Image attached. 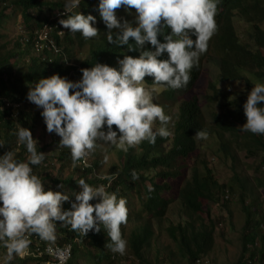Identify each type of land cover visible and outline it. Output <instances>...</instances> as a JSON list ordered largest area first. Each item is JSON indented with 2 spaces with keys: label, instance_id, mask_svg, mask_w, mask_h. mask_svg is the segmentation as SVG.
<instances>
[{
  "label": "trees",
  "instance_id": "trees-1",
  "mask_svg": "<svg viewBox=\"0 0 264 264\" xmlns=\"http://www.w3.org/2000/svg\"><path fill=\"white\" fill-rule=\"evenodd\" d=\"M98 3L99 0H81L79 7L73 10V14L79 12L96 18L93 26L98 28L100 34L85 40L81 34H72L68 30L64 35L56 34L63 27L59 21L52 19V15L56 9L64 8L62 1L0 0V28L3 29H0V156L12 151L15 159L27 161L29 154L26 146L18 144L14 135L17 125H21L29 129L37 141V151L46 154L40 165H30L33 174L41 179L45 191L57 189L69 196V200L62 204L63 210H71V204L75 202L73 194L81 190L77 184L80 179L92 187L108 186L109 182L101 177L112 174L116 178L107 190L127 201L128 219L121 226V231L129 244V255L121 256L105 247L108 237L103 228L98 233L90 230L82 237L70 226L59 223L56 225L55 242L43 240L42 246L52 244L62 247L70 244L72 260L69 264H73V259L82 257L88 264H165L167 261L170 264H194L213 251L219 221L209 218L205 221L204 206L221 202L228 213L226 225L233 229V214L228 209V203H234L231 199L234 196L241 204L244 219L240 230L241 249L234 264H264V208L257 193L258 189L264 192V135L240 130V126L246 122L243 104L248 92L257 81H264V0H219L215 16L218 30L210 39L206 51V58L209 60L214 54L219 59L220 67L218 84L208 85L211 94L205 95L211 109L212 126L207 128L204 118L200 116L197 88L195 82L191 84V80L187 89H180L189 94L186 104L181 107L188 126H177L176 129L192 132L193 138L180 142L182 136L175 137L174 142L177 143L173 144L166 156L160 151L158 153L157 146L154 149L143 146L130 148L125 153L110 145L117 157L116 164L110 165L104 175L99 173L104 162H101L102 157L97 150L87 158V166L77 162V166L73 167L70 150L59 148L60 137L46 130L40 114L42 109L27 103L29 89L41 78L56 74L75 82L82 77L81 69L103 63L119 70L118 60L125 55L136 58L141 51L155 50L146 42L142 49L130 51L129 48L135 43L131 39L125 46H119L118 42L109 43ZM131 12L132 8H129L120 16L117 10L115 14L118 19L130 22L132 19L127 14ZM236 18L248 26L246 42L241 40L234 27ZM10 19L15 22L21 20L20 25L24 27V34L17 32L13 40H8L6 33ZM44 24L57 26V30L49 34L52 43L42 41L37 45L34 33ZM112 35L116 40L115 30ZM158 40L165 42L161 37ZM167 58V53L158 57ZM198 65L197 71L201 74V62ZM190 75L195 80L198 73L191 71ZM102 130L106 132L107 126ZM197 130L208 133V139L215 142L217 148L212 154L220 161L222 153L233 169L241 168L233 146L245 150L249 157L259 156L253 168L255 176H248L245 168L244 173L233 174L228 183L218 182L217 168L211 166L212 163H208L203 156L206 150L212 148L210 145L203 146V140L194 138ZM113 131L118 133L115 126ZM176 151H179L178 154ZM178 156L188 159L181 165L189 166L190 171L181 185L177 183L174 162ZM222 162L226 165L225 161ZM133 170L139 175L135 181L131 177ZM149 186L154 191L149 192ZM226 193L228 198L225 197ZM98 202L90 201L92 204ZM172 214H177L179 220L174 221ZM159 235H164L169 244H160ZM30 236L32 240L38 237L36 234ZM225 237L226 233H221V238ZM34 262L37 260L22 259L19 255L9 259L7 249L0 242V264Z\"/></svg>",
  "mask_w": 264,
  "mask_h": 264
},
{
  "label": "clouds",
  "instance_id": "clouds-1",
  "mask_svg": "<svg viewBox=\"0 0 264 264\" xmlns=\"http://www.w3.org/2000/svg\"><path fill=\"white\" fill-rule=\"evenodd\" d=\"M59 1L64 2V8L56 9L52 15V19L63 27L57 35H64L68 30L72 34H81L87 40L100 34L93 26L96 22L94 16L79 12L73 14L81 0ZM218 4L219 0H99L98 10L107 28L109 43L118 42L119 46H125L131 39L135 43L130 51L142 49L146 42L155 50L141 51L136 58L125 55L118 60L119 70L96 63L90 69H81L82 77L78 81L53 74L39 79L29 89L27 103L42 109L40 114L46 130L60 137L59 148L70 150L73 167L77 162L87 166V158L98 143L113 145L125 153L130 148L143 146L154 149L157 146L158 153L160 151L166 156L177 143L174 142L175 137L182 136L180 142L193 138L192 132L176 129L177 126H188L181 107L186 104L189 94L180 89H187L191 80V84L195 82L196 86L201 75L197 71L198 64L201 62L203 69L204 62L208 60V43L218 30L215 20ZM129 8L132 12L125 14L132 19L130 22L117 18L116 10L120 16ZM54 30L57 26L44 24L34 33L36 44L42 41L52 43L49 34ZM114 30L116 40L112 35ZM17 32L24 34V27L20 25ZM160 37L165 42L161 43ZM164 53L168 58L158 59ZM191 71L198 73L195 80L190 75ZM262 105L264 83H257L243 104L246 122L240 126L241 131L264 135ZM200 116L203 117L201 110ZM105 125L106 132L102 130ZM113 126L119 135L113 131ZM14 135L18 144L26 146L29 155L26 162L15 159L12 151L0 156V242L7 249L8 258L19 255L22 259L37 260L34 264L57 263L43 253L40 257L34 256L37 255V247L43 252L46 246H51L69 248V256L63 263L69 264L72 260L70 244L42 246L43 240L55 242L57 223L70 226L82 237L90 230L98 233L103 228L108 237L105 247L124 255L127 240L122 236L121 226L128 219L127 201L107 190L116 178L115 174L101 177L109 182L108 186L92 187L80 179L77 184L81 190L73 194L75 202L71 204V210H63L62 204L69 200V196L58 191H45L41 179L33 174L30 167L40 165L46 154L37 151V141L29 129L17 125ZM194 138L205 140L208 133L197 130ZM184 160L188 159L178 156L174 161L180 185L190 173L189 166L181 165ZM131 177L133 181L139 179L135 170ZM151 191L154 189L149 186ZM225 197L228 198L227 193ZM93 200L99 202L90 203ZM31 234L38 237L32 240ZM194 264H210V261L204 257Z\"/></svg>",
  "mask_w": 264,
  "mask_h": 264
},
{
  "label": "rangeland",
  "instance_id": "rangeland-1",
  "mask_svg": "<svg viewBox=\"0 0 264 264\" xmlns=\"http://www.w3.org/2000/svg\"><path fill=\"white\" fill-rule=\"evenodd\" d=\"M21 23H22L21 20H18L15 22L13 19H10L9 27L6 30L8 40H13L14 38H16L17 31H19V26ZM234 26L239 36L241 37V40L243 42H246L247 39H245V35L249 32L247 24H245L243 21L236 19ZM0 29L3 30L2 28ZM1 32L4 33V31H1ZM219 78H220L219 59L215 57L214 54H211L209 60L204 62L202 73L199 77V80L196 82V87H197L196 94L198 97V104L200 106V110L203 114V118L205 120L207 128H210L213 123L211 120V113H210L211 109L205 100V95L207 96L211 94L210 90L208 89V85H217ZM251 80L254 81V79H251ZM256 83H264V81H257ZM222 88H224L223 85H222ZM214 109L217 110V108H214ZM218 113H219V110H218ZM47 137L48 135L45 136V138ZM202 145L203 146L210 145L212 148L211 150H206L205 153H203V156L208 163L209 162L212 163L211 166L217 168L218 182L228 183V180H230L233 174L236 173L240 175L245 172V168L247 170L248 176L249 175H251L252 177L255 176V172L253 171V168L256 166L258 162L259 156L254 157V158L249 157L245 150L240 149V148L237 149L236 146H233V150L237 152L238 165L239 164L241 165L240 169H233L231 167V162L229 160H225L222 153L220 155L222 157V160L225 161L226 165H223L222 160L219 161L218 157H215L212 154L213 151L217 150L215 142L207 138L203 140ZM95 150H97L100 156L102 157L101 162H104L103 168H99V173L104 175L108 172V168L110 165L116 164L117 157L111 151L112 149L110 148V145L108 144L98 143ZM262 190L263 189H258L257 193L259 197V202L262 208H264V192ZM57 191H58L57 189H54V192H57ZM246 196H247V193H246ZM231 199L234 200V203L232 204L231 202H229L228 209L233 214V223H234L233 229L232 227L230 228L229 226L226 225V221L229 219L228 213H227V210L223 207V204H221V202L219 204L207 203L204 206L203 214H204L205 221H207L208 218L212 221L219 220L216 226V229H215V234H214L215 240H214L213 251L207 255L210 261V264H234L240 253V249H241L240 230H241V227L244 221L243 213L242 211H240L242 207L238 199L236 197L234 198V196L231 197ZM134 207L136 208L135 203H134ZM172 216L174 217L173 219L174 221L179 220L177 214H172ZM220 218H223V220H221ZM223 232L226 233V237L224 239L221 238V233ZM158 238H159L160 244L162 245L169 244V241L164 235H159ZM125 254L126 255L130 254L128 242H127V250ZM161 254H163V252ZM124 255H121V256H124ZM152 257L153 255H151V258ZM74 263L75 264H88L86 259L83 257L80 259L73 260V264ZM180 263H182V261H180ZM165 264H170V262L167 261Z\"/></svg>",
  "mask_w": 264,
  "mask_h": 264
},
{
  "label": "built area",
  "instance_id": "built-area-1",
  "mask_svg": "<svg viewBox=\"0 0 264 264\" xmlns=\"http://www.w3.org/2000/svg\"><path fill=\"white\" fill-rule=\"evenodd\" d=\"M41 39V38H40ZM37 255H34L35 257H40L42 253L46 255L47 257L53 258L57 263L53 264H63L67 257L69 256V248L66 249H59L56 247L46 246L43 252L40 248H36Z\"/></svg>",
  "mask_w": 264,
  "mask_h": 264
}]
</instances>
